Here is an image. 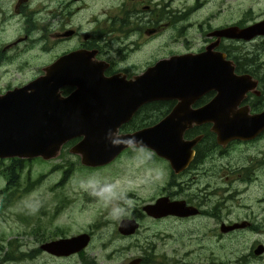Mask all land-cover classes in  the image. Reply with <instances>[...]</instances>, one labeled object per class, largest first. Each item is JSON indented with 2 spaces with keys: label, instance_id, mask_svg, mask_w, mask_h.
<instances>
[{
  "label": "flooded vegetation",
  "instance_id": "af4514ba",
  "mask_svg": "<svg viewBox=\"0 0 264 264\" xmlns=\"http://www.w3.org/2000/svg\"><path fill=\"white\" fill-rule=\"evenodd\" d=\"M201 53L219 56L230 65V72L236 81L235 87L241 89V93L236 94V102L233 104L234 110L237 112L235 119L244 122L250 117L263 115L264 0H0V96L24 87L41 76L43 69L54 61L70 55L77 57L70 64L92 66L95 70L101 71L103 78L115 76L129 81L142 74L157 61ZM14 64L23 66L17 74L24 78L17 83H13L8 76L11 72L10 68ZM17 70L18 68H16ZM75 89V86H63L59 88V92L62 96H66ZM214 97L215 93L209 91L196 99L190 108L203 107ZM175 105L176 101L174 100L142 104L118 128L117 135L129 134L144 128L139 126L142 123L149 124L148 126L157 123ZM260 128L251 138L232 139L219 145L215 135L209 130V124L192 127L184 132L183 139L191 140L197 136H200V139L192 148L191 161L178 173H174L165 160L151 153L154 157L165 161L173 175H184L188 170L203 171L207 166H211L206 163L207 158H210V161L211 159L216 161L218 175H220L221 173H232L224 165L231 150L238 149L242 153L245 146L261 143L258 150L252 151L250 159L241 158L243 163L236 168V172L246 171L245 175L240 178H238L239 175H235L237 180L248 183L251 178L249 172L252 173L258 165L262 170L264 169V125ZM79 141V138H74L64 143L57 156L60 157L65 153L75 156L78 169L84 171L104 168L128 151L140 152L145 149L129 147L117 154L107 164L89 167L81 164L80 156L70 152ZM8 160L11 161V159ZM29 160L24 159L23 161L29 162ZM253 160L254 162H251ZM67 166L69 171L73 167L77 168L72 162ZM69 171H65L62 179L56 184L66 182L67 180L64 179L68 178ZM26 180L28 181V179ZM56 184L50 188L51 191L55 190ZM4 185L6 187V182ZM224 193L228 194L229 192L222 189L218 200L228 198V196L222 197ZM174 197L177 196L166 189L161 195L145 198L147 201H144L140 207L134 208L132 215L124 219L133 220L136 223L137 227L133 233H121L118 230L121 222H117L116 227L114 226L112 231L107 233L108 235L113 234L120 245L124 244L129 249L132 248L138 252L137 256L117 264H152L147 258L149 252L157 250L161 245L167 249L173 248L168 229L165 232H159L160 229L144 228V231L140 233L143 230L141 228L143 220L156 225L172 219L189 221L190 218L204 217L206 209L200 210V204L204 205V201L207 200L206 193H197L198 202L196 204L191 203L189 199H175ZM159 198L181 202L185 206L195 209L196 214L186 217L153 218L142 211L143 206L152 205ZM75 199L79 200L85 209L87 204L98 200L89 194L80 196L78 194ZM72 201L67 196H62L57 199L54 205L48 207L51 220H56L68 207L67 204ZM82 207L81 210L84 211ZM253 215L255 216L256 213ZM213 217L218 220V227L213 229V239L211 238L209 242H206L208 235L205 236L204 245L198 249L200 251L197 264L264 263V234L260 233L254 234L257 238L249 244L247 249L244 248L243 240L239 244L234 243L233 246L230 244L232 249L227 250L230 254H234L220 260L223 251H226L222 250L220 243L223 241L222 237L235 234L236 236L230 240L236 241L238 237L244 236V232L253 230L258 220L264 224V216H246L239 221H228L226 224L221 222L219 216L213 215ZM232 224L243 226L221 232V229ZM87 228L85 233L76 235L69 233L63 236H57L55 233L48 237L40 235L38 239L40 244L36 251L38 254L44 255L45 258L42 257L44 260L49 258L46 260L51 263L61 259L68 260L71 256L84 253L92 245L93 230H91L90 224ZM157 232L160 233L159 236H157ZM240 232L242 234L237 235ZM41 233L45 234V230L42 229ZM81 234L87 236V244L81 251L73 255L55 257L42 252L39 248L43 244L69 239ZM107 234H105V222H103L100 264H105V250H116L114 248L115 241H110ZM16 245L18 248L14 246L11 250H28L23 243H16ZM20 245L25 246L19 248ZM7 247L3 248L4 251L10 249V245ZM91 261L93 264H98L94 260ZM71 264H89V261L76 259Z\"/></svg>",
  "mask_w": 264,
  "mask_h": 264
},
{
  "label": "water",
  "instance_id": "95a60500",
  "mask_svg": "<svg viewBox=\"0 0 264 264\" xmlns=\"http://www.w3.org/2000/svg\"><path fill=\"white\" fill-rule=\"evenodd\" d=\"M75 58L70 55L54 61L41 76L0 96V160L48 161L57 156L64 143L79 138L70 152L80 156L84 166H102L134 146L151 151L178 173L191 161L192 148L200 139H183L184 132L192 127L209 124L220 145L251 138L264 125V113L244 122L235 119L233 104L241 89L235 87L230 65L219 56L201 53L160 60L129 81L115 76L103 78L92 66L70 64ZM63 86L76 89L62 96L59 88ZM209 91L215 93L214 98L203 107L190 108ZM163 100H174L176 105L160 121L117 135L135 109ZM113 137L117 146L111 142ZM142 211L153 218L196 214L195 209L164 198L143 206ZM242 226L232 224L221 232ZM136 227L133 220H124L118 230L131 234ZM87 241L81 234L39 248L49 255L66 257L81 251Z\"/></svg>",
  "mask_w": 264,
  "mask_h": 264
},
{
  "label": "rangeland",
  "instance_id": "374dc122",
  "mask_svg": "<svg viewBox=\"0 0 264 264\" xmlns=\"http://www.w3.org/2000/svg\"><path fill=\"white\" fill-rule=\"evenodd\" d=\"M16 68H18L17 71ZM22 68V64L18 66L14 64L10 68L11 72L8 76L13 83L20 82L24 78L17 74ZM260 144L247 145L242 153L238 149L231 150L224 165L232 173H221L220 175H218L216 161L214 159L210 161V158H207L206 163L211 166H207L203 171L188 170L184 175H173L165 161L154 157L151 151L146 149H142L140 152L128 151L104 168L87 171L78 169L77 158L68 153L48 161L30 159L24 164V159H18L15 163L3 159L0 162V172L6 167L10 168L12 164H17L19 171L15 172L16 186L8 191L4 190L6 179L1 178L2 175L0 176V264H71L76 259H84L86 262L89 261V264H93L91 260H94L100 264L103 222H105V234H107L112 231L114 226L116 227L118 221L109 216L108 211L99 200L87 204L85 209L80 204L81 202L75 199L78 194L79 196L89 194L82 190V182L90 178L98 179L102 183H114L121 194L126 193L129 199L135 201V208L147 201L145 198L161 195L166 189L177 196L174 197L175 199H189L193 204L198 202V192L206 193L207 200L204 201V205L200 204V210L206 209L203 218H190L189 221L172 219L156 225H152L146 220L141 222L143 230L140 233L144 231V228L160 229L159 232H165L168 229L170 241L173 244V250L161 245L157 250L149 252L147 258L150 263L197 264L200 251L198 249L204 245L205 236L208 235L206 242H209L211 238L213 239V229L218 227V220L213 215L219 216L224 224L228 221H239L246 216H264L261 214H264V169L262 170L258 165L252 173L249 172L251 178L248 183L237 180L245 175V170L236 172V168L243 163L241 158L250 159V154L252 151L258 150ZM71 162L77 168L73 167L69 171L67 165ZM65 171L70 173L68 178L64 179L67 181L56 184L62 179ZM241 172L243 173L241 174ZM235 175H239V177L237 178ZM54 184L57 187L51 191L50 188ZM31 186L33 187L31 188ZM222 189L228 190L229 193H224L222 196H228V198L218 200ZM12 193L14 197L10 196ZM62 196H67L73 201L67 204L68 207L56 220H51L48 207L54 205L57 199ZM81 207L84 211L81 210ZM252 213H256V215L254 216ZM89 224L93 230L92 245L84 253L71 256L68 260L61 259L57 260L59 262L51 263L46 260L49 258L44 260L42 258L44 255L38 254L36 251L40 244L38 243L40 235L48 237L53 233L57 236H63L66 233L73 235L85 233ZM52 227L55 228V231ZM42 229L45 230V234L41 233ZM159 232L156 233L157 236H159ZM255 233L264 234L262 221L258 220L253 230L244 232V236L238 237L236 241L230 240L236 236L235 234L223 236V241L220 243L222 250L226 251H223L220 260L233 255L234 253L230 254L227 249H232L233 244H239L241 240L245 244L244 248L247 249L249 244L257 238ZM239 234L242 233L237 235ZM108 237L110 241H115L114 248L116 250H105V264L122 263L124 260L137 256V251L129 249L124 244L120 245L113 234H109ZM16 243L25 244L28 250L22 252L36 257L30 260V257L18 256L17 261L8 260L7 257H14L11 249L14 246L18 248ZM230 244L232 246H229ZM7 245H10V249L4 251L5 248H8ZM25 245H20L19 248ZM3 258L4 262H1ZM256 264L264 263L257 262Z\"/></svg>",
  "mask_w": 264,
  "mask_h": 264
},
{
  "label": "clouds",
  "instance_id": "9594fccd",
  "mask_svg": "<svg viewBox=\"0 0 264 264\" xmlns=\"http://www.w3.org/2000/svg\"><path fill=\"white\" fill-rule=\"evenodd\" d=\"M113 146H117V138H112ZM133 143L136 141L133 139ZM141 146H142V142ZM82 190L98 199L108 211L109 216L118 222L132 215L135 201L128 198L127 194H121L114 183H102L98 179L90 178L82 182Z\"/></svg>",
  "mask_w": 264,
  "mask_h": 264
},
{
  "label": "trees",
  "instance_id": "16d2710c",
  "mask_svg": "<svg viewBox=\"0 0 264 264\" xmlns=\"http://www.w3.org/2000/svg\"><path fill=\"white\" fill-rule=\"evenodd\" d=\"M149 124H144V123H142V124H139V126H140V128L141 127H145V126H148ZM188 134V133H187ZM17 160L18 159H11V162L12 163H15V162H17ZM10 161V160H9ZM0 162H1V160H0ZM24 162L25 161H23V164H24ZM19 171V167H18V165L17 164H15V165H11V167L9 168V167H6L4 170H2L1 172H0V176L2 175V176H4V178L6 179V187L4 188V190H6L7 189V191L9 190V189H11V188H13V187H15L16 186V179H15V172H18ZM3 190V191H4ZM11 197H14V195H13V193L10 195ZM11 252L13 253V256L14 257H7V259L8 260H12V261H17L18 260V256H20V257H23V256H27V258L28 257H30V260L31 259H34L36 256H29V254L28 255H26L25 253H23L22 251H18V250H16V249H14V250H11ZM38 252V251H37ZM24 258V257H23ZM1 262H4V258L1 260Z\"/></svg>",
  "mask_w": 264,
  "mask_h": 264
}]
</instances>
